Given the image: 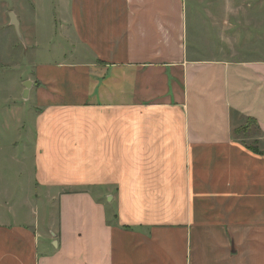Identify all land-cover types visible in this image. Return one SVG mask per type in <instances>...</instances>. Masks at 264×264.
I'll use <instances>...</instances> for the list:
<instances>
[{"label": "crops", "instance_id": "crops-1", "mask_svg": "<svg viewBox=\"0 0 264 264\" xmlns=\"http://www.w3.org/2000/svg\"><path fill=\"white\" fill-rule=\"evenodd\" d=\"M189 3L72 0L85 100L35 119L58 213L0 220V264H264V55L200 58Z\"/></svg>", "mask_w": 264, "mask_h": 264}, {"label": "rangeland", "instance_id": "rangeland-1", "mask_svg": "<svg viewBox=\"0 0 264 264\" xmlns=\"http://www.w3.org/2000/svg\"><path fill=\"white\" fill-rule=\"evenodd\" d=\"M189 1L190 25L197 15L207 27L205 34L199 32L195 48L200 58L264 55V0ZM71 4L72 0H0V90L6 87L0 97L7 99L0 106L2 221L33 220L47 227L58 213V203L34 181L35 119L52 104L48 100L53 96L72 103L85 100L78 66L87 57L75 42ZM11 12L18 17L22 38L11 24ZM5 66L10 68L4 70ZM27 81L32 86L26 97Z\"/></svg>", "mask_w": 264, "mask_h": 264}, {"label": "water", "instance_id": "water-1", "mask_svg": "<svg viewBox=\"0 0 264 264\" xmlns=\"http://www.w3.org/2000/svg\"><path fill=\"white\" fill-rule=\"evenodd\" d=\"M10 18H11V24L15 27L19 37L22 38V34H21V30H20V22L18 20L17 15L14 12H11L10 13ZM24 85H25V88H26L25 94H26V97H27L28 93H29V89L32 86V82L27 81Z\"/></svg>", "mask_w": 264, "mask_h": 264}, {"label": "trees", "instance_id": "trees-1", "mask_svg": "<svg viewBox=\"0 0 264 264\" xmlns=\"http://www.w3.org/2000/svg\"><path fill=\"white\" fill-rule=\"evenodd\" d=\"M250 148H252L254 151H256V150H257L256 148H253V147H250ZM250 148H249V149H250Z\"/></svg>", "mask_w": 264, "mask_h": 264}]
</instances>
